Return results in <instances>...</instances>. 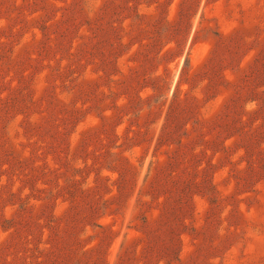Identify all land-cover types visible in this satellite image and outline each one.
<instances>
[{"label": "rangeland", "instance_id": "obj_1", "mask_svg": "<svg viewBox=\"0 0 264 264\" xmlns=\"http://www.w3.org/2000/svg\"><path fill=\"white\" fill-rule=\"evenodd\" d=\"M0 264H264V0H0Z\"/></svg>", "mask_w": 264, "mask_h": 264}]
</instances>
